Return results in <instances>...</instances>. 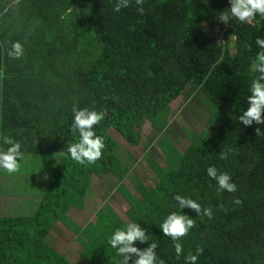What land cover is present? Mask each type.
I'll use <instances>...</instances> for the list:
<instances>
[{"label":"trees","instance_id":"16d2710c","mask_svg":"<svg viewBox=\"0 0 264 264\" xmlns=\"http://www.w3.org/2000/svg\"><path fill=\"white\" fill-rule=\"evenodd\" d=\"M111 7L110 0H0V134L18 140L23 156L61 153L32 214L3 216L0 210V264H74L48 239L57 222L77 235L86 264H116L107 237L127 221L146 229L148 241L133 244L143 249L156 241L165 264H184L183 255L196 245L203 249L197 264H264V136L254 131H264V124L237 121L264 20L218 22L215 13L228 7L227 0H145L143 15ZM13 40L24 46L18 60L4 51ZM190 84L189 94L210 111L209 127L180 151L169 116ZM74 105L104 112L93 128L105 146L92 164H78L66 153L76 140L69 130ZM146 120L165 165L150 162L153 183L136 181V196L121 182L130 169L110 129L138 145ZM209 166L227 172L236 192H217L206 175ZM108 173L119 178L128 219L107 206L96 211L95 221L74 223L68 211L82 209L94 176ZM175 193L213 210L209 219L182 209L194 226L181 238L179 260L159 229L176 210ZM135 258L131 254L128 264Z\"/></svg>","mask_w":264,"mask_h":264},{"label":"clouds","instance_id":"9594fccd","mask_svg":"<svg viewBox=\"0 0 264 264\" xmlns=\"http://www.w3.org/2000/svg\"><path fill=\"white\" fill-rule=\"evenodd\" d=\"M144 2L145 0H115L113 3V0H110L111 11L119 13L121 9L134 8L137 13L143 15ZM227 2L226 9L215 13L218 22L228 24L235 20L241 24L252 25L256 20H264V0H227ZM232 39L235 40L236 37L233 36ZM254 43L259 50L248 66L252 79L245 98L246 107L237 116V121L242 122L245 127L252 125L253 122L257 125L264 124V116H262L264 112V38L257 36ZM4 51L9 59L18 60L24 55V46L19 40H13L6 42ZM71 113L69 130L76 136V140L67 144V156L81 165L92 164L101 157L105 146L103 137L97 135L93 128L104 118V112L74 105ZM254 131L256 136H264V131L260 127L255 128ZM219 158L225 159L226 154L219 153ZM22 159L20 142L9 135L0 134V172L7 174L19 172ZM205 171L206 175L215 181L217 192H236V184L227 172H218L214 166L207 167ZM172 199L176 210L168 212L163 217L159 229L162 235L172 242L175 258L179 260L183 252L181 238L189 234L194 226V220L190 215L182 212V209L188 208L194 211L196 216L209 219L213 216V210L207 206L202 207L197 200L179 193L173 194ZM233 203L239 205L240 200L234 198ZM134 241H139L141 244L148 241L146 229L137 221L125 222L107 237L108 247L115 252L116 264H128L131 254L136 256L132 264H165V261L157 256L156 241H151L143 249L136 247L133 244ZM202 251L203 249L196 245L194 252L189 251L183 255L184 264H197Z\"/></svg>","mask_w":264,"mask_h":264},{"label":"rangeland","instance_id":"374dc122","mask_svg":"<svg viewBox=\"0 0 264 264\" xmlns=\"http://www.w3.org/2000/svg\"><path fill=\"white\" fill-rule=\"evenodd\" d=\"M216 28H218L217 25ZM193 90V86L188 85L182 95L171 104L169 120L175 133V137L172 138L180 151H184L191 143L193 134H200L209 127L210 111L198 95L192 98V94L189 93H193ZM187 130L191 132L187 133ZM141 131L140 143L131 145L120 133L110 129L111 135L120 143L118 149L120 159L130 169L121 182L136 196H139L136 181L145 184L153 183L155 174L150 162L165 165L161 149L154 141L156 131L148 120L142 124ZM60 157L61 153H28L20 161L19 172L14 174L2 172L1 202L3 207L8 205L9 210H2L1 214L3 216L32 214L49 183L48 177L54 172ZM118 183L119 178L112 173L102 177L94 176L84 207L78 209L73 206L66 215L74 223L82 226L89 221H95L98 209L110 206L123 219H128L129 204L118 190ZM48 239L74 264H86L80 255L81 245L77 235L61 222L54 225Z\"/></svg>","mask_w":264,"mask_h":264},{"label":"crops","instance_id":"0c3cea01","mask_svg":"<svg viewBox=\"0 0 264 264\" xmlns=\"http://www.w3.org/2000/svg\"><path fill=\"white\" fill-rule=\"evenodd\" d=\"M60 159V158H59ZM52 175V174H51ZM49 179L51 178V176H49L48 177ZM38 204V203H37ZM37 204H36V207H37ZM4 208V209H3ZM0 210H1V212H2V210H4V211H7V210H9V208H8V205H4V207L2 206V202H1V206H0ZM59 251V250H58ZM60 252V251H59ZM61 253V252H60Z\"/></svg>","mask_w":264,"mask_h":264}]
</instances>
